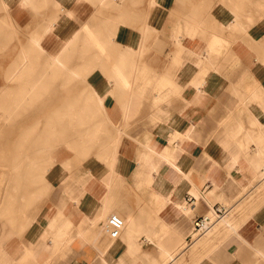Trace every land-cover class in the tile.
Wrapping results in <instances>:
<instances>
[{"label":"crops","instance_id":"obj_1","mask_svg":"<svg viewBox=\"0 0 264 264\" xmlns=\"http://www.w3.org/2000/svg\"><path fill=\"white\" fill-rule=\"evenodd\" d=\"M23 1L4 10L16 36L86 76L102 118L85 126L101 132L55 152L0 264H264V0ZM68 69L53 93L65 80L78 96ZM243 200L184 248L194 218Z\"/></svg>","mask_w":264,"mask_h":264},{"label":"rangeland","instance_id":"obj_2","mask_svg":"<svg viewBox=\"0 0 264 264\" xmlns=\"http://www.w3.org/2000/svg\"><path fill=\"white\" fill-rule=\"evenodd\" d=\"M4 10L6 7L0 5V28L3 27L0 30V35L3 33L0 36V88L6 86L3 92L5 98L0 102V228L6 224H14L16 233L27 228L36 218V215H32L40 210V199L48 188L46 174L39 172V169H30L31 163H47L50 168L55 162V152L61 147H71L75 151L84 152L92 149L101 128L85 126L86 119L88 114L92 116L90 118L101 119L102 109L101 96L92 89L89 90L90 96L85 94L86 76H80L79 70L68 69L66 66L58 68L52 65V62L38 63L41 50L37 49L31 40L32 47L29 46L28 40L23 41L18 37L16 26L9 20V16L5 15ZM23 49L29 51L31 58L27 74L24 78L9 81L8 75L19 61ZM65 69H68L67 80L78 77L76 81L72 80L77 83L80 92L78 96L69 94V85L64 84L65 80L63 85L61 84L63 94L53 93L52 84L56 80V72H64ZM72 70L78 75H72ZM74 103H78V107H74L79 109L70 110ZM60 104L62 108L56 110L42 109ZM7 115L10 116L5 119ZM21 171L23 174L19 175ZM34 191L42 194L38 205V200L34 202L32 198ZM21 193L26 196L23 200L18 196ZM10 194L17 195L13 198ZM244 203L245 200L234 207L226 217L233 220L243 209ZM2 208L11 209V213H2ZM219 223L213 231L221 227ZM8 237L5 235L0 239V247H3Z\"/></svg>","mask_w":264,"mask_h":264},{"label":"bare ground","instance_id":"obj_3","mask_svg":"<svg viewBox=\"0 0 264 264\" xmlns=\"http://www.w3.org/2000/svg\"><path fill=\"white\" fill-rule=\"evenodd\" d=\"M23 2H25V0L23 1ZM23 2H21L22 4H23ZM8 3V0H0V5H2V6H4V7H6L7 8V4ZM20 3V2H19ZM26 3V2H25ZM24 5V4H23ZM25 9V8H24ZM51 21H53V19L51 20ZM48 24L50 23L49 21L47 22ZM56 23V22H55ZM55 25V24H54ZM3 29V27H1L0 28V30H2ZM52 29V28H51ZM47 31V30H46ZM53 32V31H52ZM50 33V32H49ZM3 34V33H2ZM1 34V35H2ZM0 35V36H1ZM49 35V34H48ZM50 36H51V34H50ZM42 37V36H41ZM41 37H40V39H41ZM1 38V37H0ZM31 42H32V44L37 48V49H39V50H41V51H43V48H42V46L40 45V40H39V38L37 37V36H32L31 37ZM68 41V40H67ZM44 44H46V43H44ZM63 45V44H62ZM47 46V45H46ZM61 46V45H60ZM47 47H49V46H47ZM46 47V48H47ZM47 50V49H46ZM55 51V50H54ZM58 51V50H57ZM45 52V51H44ZM57 53V52H56ZM58 58H59V56H58ZM50 60H52L51 62H52V65H54L55 67H58V68H64L65 67V64H63V63H61L60 61L59 62H55V60H56V58L55 57H51V59ZM54 60V61H53ZM57 61H58V59H57ZM30 62H31V58H30V55H29V51H25L24 49L21 51V56H20V59H19V61L16 63V65H15V67L13 68V70L11 71V73L8 75V80L10 81V80H15V79H21V78H24L25 77V75L27 74V70L29 69V64H30ZM168 70V69H167ZM71 74L72 75H74V76H77L78 75V73L77 72H75V71H71ZM6 89V86H2L1 88H0V102H3V100H4V96H3V92H4V90ZM9 116L10 115H7V116H5V119H8L9 118ZM76 117H73V119H75ZM51 152V151H50ZM49 165V164H48ZM51 165V164H50ZM53 165V164H52ZM31 166H32V168H30V169H39V172H42V173H44V174H46L47 173V171H48V167H47V163L46 164H44V165H42V164H39V163H37V162H32L31 163ZM105 166H106V164H105ZM23 174V172L21 171L20 173H19V175H22ZM20 181H22V179H20ZM15 190L17 189V187H13ZM19 189H20V187H19ZM37 191V190H36ZM36 191H34L35 193H33L32 194V198H33V201L35 202V201H37L38 200V203L36 204V205H38L39 204V199L42 197V194L41 193H38V192H36ZM17 194H10V196L11 197H15ZM18 196H19V198L20 199H24L26 196H25V194H18ZM192 196H194V195H192ZM78 198V197H77ZM187 199V198H186ZM41 200V199H40ZM196 201V200H195ZM195 201L194 202H188L189 204H194L195 203ZM34 207V206H33ZM35 209V208H34ZM2 211V213H11V209H9V208H2L1 209ZM52 210V209H51ZM54 210V209H53ZM33 211V210H32ZM38 212V211H37ZM51 213V212H50ZM31 214V213H30ZM54 213H52V215H53ZM35 215H37V213H35L34 215H32V216H35ZM49 215V214H48ZM225 218V217H224ZM223 218V219H224ZM223 219H221V221L223 220ZM1 229V228H0ZM14 229H15V226H14V224H12V225H9V224H6L5 226H3V228L0 230V239L1 238H3L5 235L7 236H11L12 234H14ZM42 235V234H41ZM40 235V236H41ZM198 239V238H197ZM24 242H25V240H24ZM26 242H28V241H26ZM25 242V243H26ZM35 242H36V240H35ZM37 243V242H36ZM28 244V243H27ZM29 246H31V242H30V244H29ZM24 247V246H23ZM3 248L4 247H0V252H2L3 251ZM21 249V248H20ZM28 250V249H27ZM27 254V253H26ZM29 255V254H28ZM27 255V256H28ZM26 255L23 257V258H25V257H27ZM26 259V258H25ZM22 260V259H21ZM23 261H24V259H23ZM2 263V262H1Z\"/></svg>","mask_w":264,"mask_h":264},{"label":"built area","instance_id":"obj_4","mask_svg":"<svg viewBox=\"0 0 264 264\" xmlns=\"http://www.w3.org/2000/svg\"><path fill=\"white\" fill-rule=\"evenodd\" d=\"M195 200V196H187V201L189 203L194 202ZM233 209L234 205H224L219 203L213 205L210 210L203 215L194 218L192 221V230L186 237L184 248L191 246L197 238L213 232L214 228L218 225L221 219L228 216Z\"/></svg>","mask_w":264,"mask_h":264}]
</instances>
